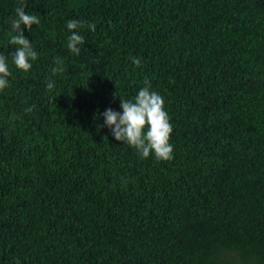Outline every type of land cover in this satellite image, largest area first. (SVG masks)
<instances>
[{"label":"trees","instance_id":"1","mask_svg":"<svg viewBox=\"0 0 264 264\" xmlns=\"http://www.w3.org/2000/svg\"><path fill=\"white\" fill-rule=\"evenodd\" d=\"M22 5L39 59L0 93V264H264V0H0L5 55ZM71 19L97 25L79 56ZM145 78L170 161L101 127Z\"/></svg>","mask_w":264,"mask_h":264},{"label":"clouds","instance_id":"2","mask_svg":"<svg viewBox=\"0 0 264 264\" xmlns=\"http://www.w3.org/2000/svg\"><path fill=\"white\" fill-rule=\"evenodd\" d=\"M26 6L15 9V18L10 17V28L7 32V45L12 46L14 51L5 55L0 53V93L11 86L10 77L12 70L10 65L16 69L29 73L34 62L39 59L33 42L25 36V29L33 32V26H41V18L33 12L26 13ZM95 22H87L80 19H71L66 23L69 33L66 39V48L70 53L79 56L81 48L85 44V36L82 31L85 29L95 32ZM131 62L141 67L139 57H130ZM55 67L53 74L65 71L64 59L57 56L54 58ZM144 86L131 99L121 97L120 107L122 111H115L111 108L103 112L104 125L112 133L116 141L136 150L137 154L148 159L154 157L158 161H170L174 158V145L171 137L174 131L171 118L166 110L163 96L152 89L151 81L145 78ZM56 82L49 79L46 88L49 92L54 90ZM27 111H33L30 107Z\"/></svg>","mask_w":264,"mask_h":264}]
</instances>
